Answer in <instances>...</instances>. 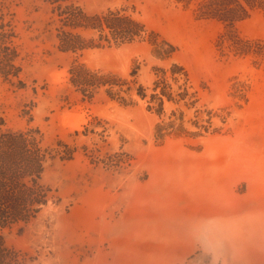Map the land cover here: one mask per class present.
<instances>
[{"label": "rangeland", "instance_id": "1", "mask_svg": "<svg viewBox=\"0 0 264 264\" xmlns=\"http://www.w3.org/2000/svg\"><path fill=\"white\" fill-rule=\"evenodd\" d=\"M206 1L68 0L145 28L112 46L75 28L66 49L56 4L0 0V113L56 155L55 201L0 230L12 264H264V10L228 26L201 16ZM74 68L131 82L129 104L85 97Z\"/></svg>", "mask_w": 264, "mask_h": 264}, {"label": "trees", "instance_id": "2", "mask_svg": "<svg viewBox=\"0 0 264 264\" xmlns=\"http://www.w3.org/2000/svg\"><path fill=\"white\" fill-rule=\"evenodd\" d=\"M45 1L56 4L55 11L60 10L59 14L57 13L61 17L58 20L61 22L59 38L63 39L62 47L66 49L77 48L75 40L71 39L82 37L81 34L73 32L75 28L99 30V39H107L109 46L113 45L112 41H133L145 28L143 23L131 15L123 14L121 10H109L102 15H88L82 9L63 8L68 0ZM254 9L264 10V0H208L199 7L202 17L218 18L228 26L249 17L250 11ZM106 28L110 36L104 34ZM168 46L170 50L159 46L156 52L163 56L175 50L174 46ZM8 65L14 67L13 64ZM0 72L8 76L12 71L1 67ZM70 74L71 84L85 97H92L95 91L105 88L111 99L127 105L128 97L135 90L127 80L119 81L116 77L106 79L99 73L86 72L81 68H74ZM135 75L133 71L131 76ZM137 94L146 96L139 91ZM66 149L63 160L71 159L75 152V149L70 147ZM59 153L60 150H56V154ZM53 159H56V155H52L51 151L43 146L39 128L16 130L9 126L6 118L0 113V230L14 226L24 228L32 219L38 217L43 206H47L51 200L55 201L52 189L42 181L43 174ZM15 260V255L5 245L3 234H0V264H12Z\"/></svg>", "mask_w": 264, "mask_h": 264}, {"label": "crops", "instance_id": "3", "mask_svg": "<svg viewBox=\"0 0 264 264\" xmlns=\"http://www.w3.org/2000/svg\"><path fill=\"white\" fill-rule=\"evenodd\" d=\"M258 214H264V212L262 213V212H257ZM159 229V228H158ZM160 230H161V232H162V229L160 228ZM155 236H157L156 234H155ZM155 244H157L158 245V248L156 247V245H155V251H160V250H169V248H170V246H169V248H167V249H163L161 246L162 245H160V243H158V242H155ZM167 244V243H166ZM174 246V245H173ZM172 246V247H173ZM162 263H166L165 261H163V260H158V259H156L155 258V264H162Z\"/></svg>", "mask_w": 264, "mask_h": 264}, {"label": "bare ground", "instance_id": "4", "mask_svg": "<svg viewBox=\"0 0 264 264\" xmlns=\"http://www.w3.org/2000/svg\"><path fill=\"white\" fill-rule=\"evenodd\" d=\"M66 115V114H65ZM67 116V115H66Z\"/></svg>", "mask_w": 264, "mask_h": 264}]
</instances>
